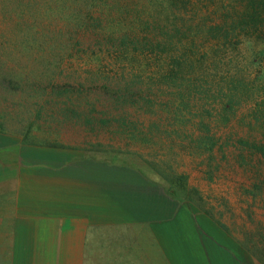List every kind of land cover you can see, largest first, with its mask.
Here are the masks:
<instances>
[{"label": "rangeland", "instance_id": "374dc122", "mask_svg": "<svg viewBox=\"0 0 264 264\" xmlns=\"http://www.w3.org/2000/svg\"><path fill=\"white\" fill-rule=\"evenodd\" d=\"M134 1L148 4L100 3L117 11ZM211 2L199 0V21L210 18L205 10H215ZM148 5L151 18H165ZM258 49L247 43L234 53L252 77L259 70L264 75L259 57L252 62ZM20 51L0 54L9 73L28 79L15 94L0 86V264H182L168 262L164 246L123 218L124 204L118 191L112 193L117 173L147 177L183 208L209 217L220 241L214 264H264V185L255 188L251 167L259 158L239 143L258 138L247 127L256 101L231 103L216 95L214 84L201 86L181 107L184 125L174 124L172 115L161 127L168 135L154 130L150 144H128L107 131L62 121L57 106L45 100L50 85L37 83L43 72L38 55ZM131 113L138 124L159 122ZM84 206L95 207L94 214H84ZM167 249L171 258H181L179 246Z\"/></svg>", "mask_w": 264, "mask_h": 264}, {"label": "trees", "instance_id": "16d2710c", "mask_svg": "<svg viewBox=\"0 0 264 264\" xmlns=\"http://www.w3.org/2000/svg\"><path fill=\"white\" fill-rule=\"evenodd\" d=\"M100 1L0 0V54H37L43 71L37 83L50 85L45 100L57 106L62 121L128 144H150L154 130L168 135L161 127L172 115L174 124L184 125L181 107L201 86L214 84L216 95L231 103L256 101L247 127L258 138L239 143L259 158L251 167L262 191L264 75L259 70L252 77L234 53L254 44L259 49L252 62L259 57L264 63V0H212L215 10L206 7L210 18L200 21L199 0H148L165 18H151L145 3L116 11ZM7 69L1 59L0 86L18 93L28 79ZM131 110L159 122L138 124Z\"/></svg>", "mask_w": 264, "mask_h": 264}, {"label": "crops", "instance_id": "0c3cea01", "mask_svg": "<svg viewBox=\"0 0 264 264\" xmlns=\"http://www.w3.org/2000/svg\"><path fill=\"white\" fill-rule=\"evenodd\" d=\"M134 176L135 180H131ZM114 179L117 186L112 193L118 191V201L122 206L124 204L123 208L120 207L123 218L135 222L143 237L164 246L163 253L168 262L214 264L218 261L220 241L209 217L189 206L183 208L184 203L166 196L165 190L147 177L117 173ZM84 208V214L88 209L91 214L95 212V207ZM107 219L101 218V221ZM174 246L180 247L179 260L171 258L172 251H167Z\"/></svg>", "mask_w": 264, "mask_h": 264}]
</instances>
